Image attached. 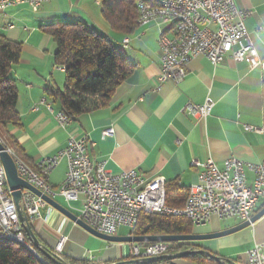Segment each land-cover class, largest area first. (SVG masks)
<instances>
[{
	"label": "crops",
	"instance_id": "obj_1",
	"mask_svg": "<svg viewBox=\"0 0 264 264\" xmlns=\"http://www.w3.org/2000/svg\"><path fill=\"white\" fill-rule=\"evenodd\" d=\"M140 1L154 6L159 2ZM234 2L239 9L252 12L245 25L264 56V0ZM45 3L37 12L27 6H16L0 13V34L24 44L21 65L13 67L11 72L19 92L20 124L9 127L8 131L25 162L37 167L62 151L71 137H86L94 144L90 147L91 156L106 162L107 170L119 174L135 169L147 179L161 177L172 186L176 203L183 202L189 188L198 180L201 168L194 165L196 162L212 159L221 169L230 158L245 164L264 162V64L251 69L246 62L227 58L223 64L214 66L201 56L191 61L181 84L169 81L157 89L161 70L159 41L163 35L172 36L169 26L139 25L132 34L122 35L113 31L97 12V8L101 10L99 0ZM35 21L41 27L84 22L124 48L136 65L135 70L118 87L109 106L83 114L66 127L59 125L56 114L62 110L46 90L49 87L63 90L65 71L58 66L51 69L53 47L47 48L49 38L34 31L36 27H29ZM45 58L42 65L32 62ZM208 98L214 107L207 119L184 114L188 104H203ZM44 99L51 103L53 112L47 104H41ZM108 128H113L115 133L103 138L102 132ZM66 173L67 160L63 159L49 175V185L58 188ZM247 177L252 184L254 173L248 171ZM56 201L79 217L82 202L69 204L63 197H57ZM263 205L264 198L258 202L256 213ZM44 215V220L35 227L36 235L50 249L61 235H67L64 256L69 264L87 261L91 250L98 254L97 258L92 256L95 264H122L127 259L132 244L98 238L51 206L44 209ZM242 223L237 218L221 220L212 216L207 225H193V234L215 233ZM186 245L189 249L208 250L223 258L224 264H247L248 252L255 246H264V217L232 235Z\"/></svg>",
	"mask_w": 264,
	"mask_h": 264
},
{
	"label": "built area",
	"instance_id": "obj_2",
	"mask_svg": "<svg viewBox=\"0 0 264 264\" xmlns=\"http://www.w3.org/2000/svg\"><path fill=\"white\" fill-rule=\"evenodd\" d=\"M48 1L51 0L0 1V13L16 6H27L37 12ZM166 1L167 8L154 7L140 1L145 11L144 25H167L172 33L171 37L163 35L159 41L161 70L157 89L169 81L181 84L191 61L201 56L210 60L214 66L223 64L227 58L237 63L246 62L251 69L264 64V56L260 55L245 25V20L252 12L239 9L234 0ZM152 9H160V16H152ZM164 10L174 11V18H164ZM127 44L128 40H125L124 45ZM41 104H47L53 112L51 103L44 99ZM213 107L214 102L208 98L203 104H188L183 112L205 120ZM56 119L61 127H66L71 121L62 111L56 114ZM114 133L113 128H108L102 132V136L106 138ZM91 146L94 144L86 137H71L62 151L40 162L44 169L52 173L63 159L67 160L65 179L54 192H46L42 180H36L23 167L16 166L18 175L42 194L55 200L63 197L69 204L82 202L79 218L95 231L107 236H117L123 227L133 231L141 214L185 217L194 226L209 224L212 216L221 220L237 218L246 222L251 220L258 202L264 198V162L245 164L230 158L221 169L214 160L209 159L206 163H194L201 170L197 182L188 190L184 208H172L167 204L165 179H147L135 169L113 174L107 170L106 162L97 161L91 156ZM248 171L255 175L252 184L248 183ZM48 206L41 196L22 189L21 208L34 231L36 225L44 220V209ZM0 235L18 236L30 247L13 192L7 183L1 154ZM68 240L65 234L58 238L52 249L55 256L65 259ZM170 249L171 243L166 242L151 243L145 247L133 243L127 259L144 261L172 254ZM87 261H94L91 252ZM158 264L172 263L163 261ZM247 264H264V246H255L248 252Z\"/></svg>",
	"mask_w": 264,
	"mask_h": 264
},
{
	"label": "trees",
	"instance_id": "obj_3",
	"mask_svg": "<svg viewBox=\"0 0 264 264\" xmlns=\"http://www.w3.org/2000/svg\"><path fill=\"white\" fill-rule=\"evenodd\" d=\"M99 1L102 17L113 31L128 35L138 28L140 0ZM42 29L57 45L55 65L64 68L66 81L63 90L57 87L47 88L48 96L60 105L62 112L71 120L109 106L118 87L135 70L136 65L128 58L124 48L111 37L99 33L84 22L53 23ZM21 57V44L0 34V131L9 132V127L20 124L17 110L19 92L15 81L11 78V72L14 65L20 62ZM9 138L20 154L17 142L11 135ZM2 140L4 141L3 138ZM10 149L31 169L37 170L36 166L28 164L12 148ZM171 187L168 184L166 186L167 204L176 209L184 208L188 191L183 202L176 203ZM263 207L264 205L260 209ZM130 234L133 236L191 235L193 224L185 217L141 214L136 228ZM27 240L31 244V240L29 238ZM140 245L145 247L151 243ZM44 246L52 252V249ZM188 249L184 243H171L170 252L177 253ZM38 254L41 259L23 245L0 240V264H54L42 253L38 252ZM192 257L204 258L213 264H219L201 255ZM128 261L130 260L126 259L121 263ZM74 264L95 263L80 261Z\"/></svg>",
	"mask_w": 264,
	"mask_h": 264
},
{
	"label": "water",
	"instance_id": "obj_4",
	"mask_svg": "<svg viewBox=\"0 0 264 264\" xmlns=\"http://www.w3.org/2000/svg\"><path fill=\"white\" fill-rule=\"evenodd\" d=\"M0 154H1L2 163L4 165L6 175H7V183H8L9 188L13 192V198L15 200V203L18 209L21 223L25 229V233L27 237L31 240L30 247L28 246H25V247L29 249L37 257H39L40 259L41 257L38 254V252L42 253L44 257H46L48 260H50L54 264H69V263L65 259L55 256L53 252L46 249V247L39 240L35 231L29 224L26 214L23 212L21 208L22 189H28L32 191L33 193H35L37 196H41L43 200H45L48 203L49 206L61 212L64 216H66L67 218L75 222L77 225L82 227L84 230L110 243H119V244L121 243L141 244V243H157V242L192 243V242H198V241L215 240V239H219L222 237L232 235L245 228H248L252 226L253 224H255L262 217H264V207H263L261 210H259L257 213L254 214V216L251 218L250 221L243 222L242 224H239L238 226H235L233 228H229L226 230H222V231L210 233V234H191V235H173V236H132V235L107 236L89 227L78 216L70 212L66 207L58 203L55 199H52L45 194H42L41 191H39L33 185L29 184L24 179H22L18 175V170H17V166H16L14 159L6 151L5 147L1 143H0ZM196 255H202V256L208 257L210 260H213L221 264H224V261H225L223 258L205 249H201V250L188 249V250L177 252L174 254L162 255L159 257L149 258L144 261L130 260L122 264H154V263L156 264V263L163 262V261L171 262L172 260H175V259L188 258V257L196 256ZM231 264H235V263L231 262Z\"/></svg>",
	"mask_w": 264,
	"mask_h": 264
},
{
	"label": "bare ground",
	"instance_id": "obj_5",
	"mask_svg": "<svg viewBox=\"0 0 264 264\" xmlns=\"http://www.w3.org/2000/svg\"><path fill=\"white\" fill-rule=\"evenodd\" d=\"M0 1H7V0H0ZM148 5H152L148 3ZM154 6V5H152ZM154 7L158 8H167V1L166 0H159L158 4ZM138 10H139V25H144L145 21V11L143 10L142 6L140 5V2L138 4ZM152 16H160V9H152ZM164 18L166 19H173L174 18V11L172 10H164ZM0 143L3 144L6 151L12 156L15 163L19 167H23L29 176H32L36 178V180H42V185L45 187L46 192H54L56 189H54L52 186L48 183L49 175L51 174L50 170H46L43 168L41 164L37 166V170L31 169L28 165H26L21 158H18L14 155V153L11 151V149L4 143L2 138L0 137ZM0 240H9L13 241L19 245L28 246L29 245L18 238V236H10V235H0ZM40 253V252H39Z\"/></svg>",
	"mask_w": 264,
	"mask_h": 264
},
{
	"label": "rangeland",
	"instance_id": "obj_6",
	"mask_svg": "<svg viewBox=\"0 0 264 264\" xmlns=\"http://www.w3.org/2000/svg\"><path fill=\"white\" fill-rule=\"evenodd\" d=\"M46 4V3H44ZM97 12L100 14L101 10L100 8H97ZM30 28L36 27V30L34 31H39L42 32L45 36H47L49 38V43H47L46 47H53V52H52V63H51V69H53V67H56L55 65V53L57 50V45L54 41V39L48 35L47 33L44 32V30L42 29V27L40 26L39 22L35 21L34 22V26H29ZM21 44V48L22 50L24 49V44L22 42H18ZM49 44V45H48ZM23 53V51H22ZM22 60V59H21ZM32 62L34 63V65H42L43 62H46V58L45 60H41V59H32ZM21 65V61L18 64H15L14 67H19ZM64 86V85H63ZM63 89H65V87H63ZM0 135L1 137L4 139V143H6L10 148H12L13 151H15L17 154H19L16 150L15 147L13 146V144L11 143V140L9 138L10 134L9 132H4V131H0ZM121 236H127L131 233L130 229L128 228H121L119 230ZM186 244V243H184ZM22 246V245H21ZM91 253H93L92 256L94 257H98V254L94 255V252L91 250ZM172 254H174L173 252H171ZM172 264H213L211 262H209L208 260L204 259V258H196V257H188V258H181V259H175L171 261Z\"/></svg>",
	"mask_w": 264,
	"mask_h": 264
}]
</instances>
